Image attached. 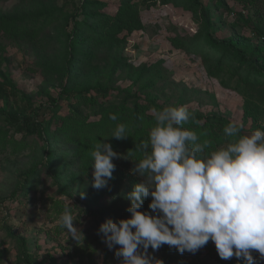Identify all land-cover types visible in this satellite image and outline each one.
I'll return each instance as SVG.
<instances>
[{
	"label": "rangeland",
	"instance_id": "obj_1",
	"mask_svg": "<svg viewBox=\"0 0 264 264\" xmlns=\"http://www.w3.org/2000/svg\"><path fill=\"white\" fill-rule=\"evenodd\" d=\"M88 1L91 6L85 7L83 0H0L1 14L10 19L57 12L43 29L15 21L0 26V264H120L114 256L119 246L110 250L97 230L109 219L130 218L127 197L142 179L123 162L122 147L130 144L111 138L108 124L91 125L82 134L83 127L68 121L74 117L69 107L92 122L88 100H58L62 69L67 67L62 36L73 21L82 20L77 17L81 10L96 35L79 39L72 89L100 84L115 92H140L164 107L185 105L192 115H216L242 124L244 134L264 130V88L258 86L246 103L229 80L234 64H227L217 79L207 74L214 60L202 59L204 47L193 51L197 17L188 0ZM216 1L200 0L209 7L214 38L233 39L244 50L264 48V0ZM124 8L133 24L118 28ZM78 59L83 61L77 65ZM50 97L58 100L54 107ZM5 113L16 114L20 123L24 118L41 121L42 137L20 123L12 126ZM96 140L110 143L122 157L113 160L112 179L102 189L91 186ZM69 200L74 226L83 236L75 240L58 223ZM150 200L144 199L141 211H150ZM22 249L29 254L20 262ZM148 252L163 264L168 258L182 264H244L220 259L211 241L195 254H180L167 245ZM253 255L256 264H264L258 253Z\"/></svg>",
	"mask_w": 264,
	"mask_h": 264
},
{
	"label": "clouds",
	"instance_id": "obj_2",
	"mask_svg": "<svg viewBox=\"0 0 264 264\" xmlns=\"http://www.w3.org/2000/svg\"><path fill=\"white\" fill-rule=\"evenodd\" d=\"M150 111L155 124L134 150L141 158L131 173L142 179L127 197L130 218L99 226L106 246H119L114 256L120 264H163L149 248L155 252L167 245L180 254H195L209 241L222 260L256 264L253 252L264 259V130L244 134L242 124L229 121L223 128L227 143L206 151L209 142L184 127L194 119L187 106ZM109 119L118 117L110 114ZM111 138L127 139L126 125L117 123ZM91 158V186L106 188L113 160L122 157L110 143L96 140ZM145 198H151L150 211H141ZM58 223L69 238L82 236L74 226L71 200Z\"/></svg>",
	"mask_w": 264,
	"mask_h": 264
},
{
	"label": "trees",
	"instance_id": "obj_3",
	"mask_svg": "<svg viewBox=\"0 0 264 264\" xmlns=\"http://www.w3.org/2000/svg\"><path fill=\"white\" fill-rule=\"evenodd\" d=\"M188 1L192 5L190 11L195 13V16L197 17L194 20L197 32L191 39L190 44L194 48L193 51L198 52L200 51V46L204 47V50L202 51L205 53H203L204 55L202 59L204 61L211 59L214 60V67L211 70L208 69L207 74L217 79H220L221 72L225 70L227 64H234L235 69L231 72L232 74L229 80L235 82L234 90L242 95L247 103L258 86L264 88V48L253 45L251 49L244 50L239 47L237 42L233 39L214 38L211 34V16L209 7H205L200 0ZM216 2L220 4L219 0ZM82 5L85 7L91 6V3L88 0H83ZM127 11L128 9L124 8V11L121 14L124 19L122 18L118 23V28H126L133 24V22L128 21L127 17L124 16ZM78 14L77 17H83L82 20L73 21L70 31L65 32L62 36V40H64L67 46L65 54L67 67L62 69L61 90L58 100L69 101L74 97L88 100L90 114L95 118L92 122H86L84 115L79 114V112L71 105L69 107V110L74 117L71 116L68 118V121L73 123L76 122L77 125L75 127H83L82 134L85 130H88L89 126L98 123L101 125L108 124L113 130L117 123L125 124L128 135L127 144L129 143L130 146L123 145L122 147L123 151L126 153L123 162L131 171L135 166L134 162H137L141 158L140 153L134 151L135 146L142 140L147 139L149 129L155 124L154 114L150 113V108L155 106L157 109H162L164 106H162L163 104L158 103L157 99L154 100L147 95L143 96L140 92H115L107 85L103 86L100 84H94L92 87H80L79 89H72L70 87V85L77 80L75 74L77 69L72 70V68L76 66L73 64V61L74 53L80 43L79 39L83 35H96L93 27L87 23L86 15L83 16L84 11L81 10ZM56 16V10H46L10 19L0 12V26L6 23L14 25L13 21H15L23 27L32 24L37 28L43 29L48 22L54 21ZM82 61V59H78L77 65ZM71 64H73V66L70 67ZM84 65L81 67V70L85 69ZM223 85L228 86L225 83H223ZM51 100L53 102V107L58 104V100H55L54 98H51ZM46 111L47 110L43 111L44 115L46 114ZM38 113L36 116L39 118ZM0 114H4V112L0 111ZM110 114H116L118 117L117 121L110 120ZM5 115L12 126L20 123V119L16 114L5 113ZM193 117L194 119L190 120L188 124L184 125V127L194 130L200 137L201 142L203 140L209 142V148L206 149V151L215 150V145L218 143H227L229 138L224 135L223 128L229 122L228 120L216 115L202 116L196 114L193 115ZM20 124L22 127L24 126V129L28 131V133H33L42 137L41 121H32L31 118H24L23 123ZM34 171L35 170H31L30 175ZM133 176L135 175L133 174ZM30 177L31 176H29V178ZM28 254L29 252L26 249H22L20 251V262H22L24 257H28ZM167 264H182V262L168 258Z\"/></svg>",
	"mask_w": 264,
	"mask_h": 264
}]
</instances>
